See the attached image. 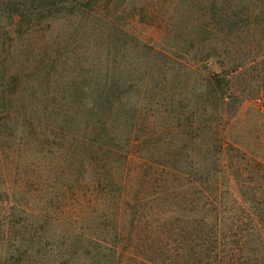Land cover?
Returning <instances> with one entry per match:
<instances>
[{"label": "rangeland", "instance_id": "obj_1", "mask_svg": "<svg viewBox=\"0 0 264 264\" xmlns=\"http://www.w3.org/2000/svg\"><path fill=\"white\" fill-rule=\"evenodd\" d=\"M69 10L40 26L42 44L13 41L0 16V264H193L178 241L210 213L199 186L235 209L239 163H264V0ZM43 43L53 62L32 51ZM102 92L114 102L106 156L93 134L62 138L47 96L21 97Z\"/></svg>", "mask_w": 264, "mask_h": 264}, {"label": "trees", "instance_id": "obj_2", "mask_svg": "<svg viewBox=\"0 0 264 264\" xmlns=\"http://www.w3.org/2000/svg\"><path fill=\"white\" fill-rule=\"evenodd\" d=\"M100 3L101 0H2L0 16L6 15L11 21L9 23L11 29H6L5 35L12 38L13 41L16 39L18 41L22 36L31 35L41 43L45 35L40 30V26L44 23L51 25L52 21L64 19V16L67 15L64 10L67 9H70L71 18H74L72 14L76 10L84 16H92V12L99 7ZM44 46L47 45L32 49L33 51L35 48H45L46 57L40 52L38 62L42 64H45L47 60L53 62L54 58L49 53V48ZM98 59L101 60V58ZM66 63L71 64L68 60ZM75 67H79L83 71L85 69L80 63ZM95 83L104 89L107 86L106 81L101 78L97 79ZM25 95L35 103L43 102L44 97L47 96V102L49 101L50 105L44 106L43 112H46L47 108L51 109V112H56L55 114L60 118L61 130H69V133L62 135L57 133L58 136L61 135L64 138L67 135L77 141L78 137H85L87 133L88 135L89 133L93 134L104 142L97 144L100 148L99 152L103 156H106L108 150L113 148L110 145L112 139L108 127L110 115L114 109L111 93H24V95L22 93L21 97ZM73 129H75V133H70V130ZM45 130H50L49 125H46ZM85 140L83 145L85 154H87ZM2 141L3 138L0 137V144ZM243 160L239 163L240 172L235 175L236 179H234L240 186V190L230 194L237 208H223L222 193L208 191L202 186L198 188L200 199L207 200L206 206L209 207L210 213L203 216L199 223L194 220L193 223L196 224L192 225V231L186 230L185 236L179 234L181 239L178 241L182 245V248L178 250L184 251L193 264H264V163ZM251 167L253 176L249 177L247 174L251 172V170L249 171ZM163 168L162 173L168 171V166L164 165ZM162 173H154L153 180L155 184L159 181V185H164L169 190V181L163 178L159 179ZM149 182L152 185V179ZM128 197L125 200L128 206H131L132 202L139 204L141 202L140 197L135 195L132 198L131 195ZM132 206H135L132 208L136 213L144 211V207L140 205ZM206 206L204 205V208ZM191 211V215L195 214L196 216V213ZM226 213L228 215H225ZM210 214H214L212 224H209ZM134 259L136 261L140 257L136 256Z\"/></svg>", "mask_w": 264, "mask_h": 264}]
</instances>
